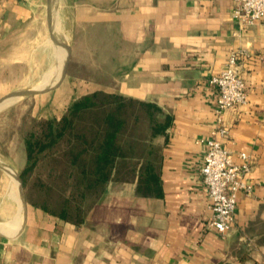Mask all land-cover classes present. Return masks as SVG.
Returning a JSON list of instances; mask_svg holds the SVG:
<instances>
[{"label":"crops","instance_id":"obj_1","mask_svg":"<svg viewBox=\"0 0 264 264\" xmlns=\"http://www.w3.org/2000/svg\"><path fill=\"white\" fill-rule=\"evenodd\" d=\"M36 1L0 0V73L20 74L0 83V101L39 78ZM234 7L235 0H56L54 24L98 35L101 72L109 73L98 88L156 102L173 117L163 191L105 194L76 225L31 204L23 215V198L0 168V264H264V21L241 30ZM43 44L54 56L50 37ZM240 52L249 104L225 113L226 146L236 163L242 153L250 157L253 190L239 196L235 226L223 236L209 228L206 146L198 140L216 126L219 91L211 79ZM10 156L0 163L24 166Z\"/></svg>","mask_w":264,"mask_h":264},{"label":"trees","instance_id":"obj_2","mask_svg":"<svg viewBox=\"0 0 264 264\" xmlns=\"http://www.w3.org/2000/svg\"><path fill=\"white\" fill-rule=\"evenodd\" d=\"M172 124L173 117L156 102L103 90L76 97L60 115L39 121L35 114L31 129L20 134L25 164L19 173L27 185L31 173L50 166L46 180L39 173V202L30 204L81 225L105 194L160 197ZM0 145V156L8 159Z\"/></svg>","mask_w":264,"mask_h":264},{"label":"rangeland","instance_id":"obj_3","mask_svg":"<svg viewBox=\"0 0 264 264\" xmlns=\"http://www.w3.org/2000/svg\"><path fill=\"white\" fill-rule=\"evenodd\" d=\"M39 5L38 9H34L36 17L39 19V26L42 25V37L39 42V53L36 60L39 62V78L31 81L25 90L34 89L38 85H45L54 82L62 71L63 60L60 58V50L58 46L56 49V56H52V51L42 52L40 45L51 39L50 23L48 18L47 0H37ZM57 10V9H56ZM60 13V12H59ZM59 34L56 36L59 40V47L64 49L67 53V63L65 70V77L60 85L52 92L42 94L39 96H30L22 99H16L10 102L7 106L0 109V113H6L0 117V143L2 147L11 148L12 163L19 166L24 164L23 153L20 150L22 143V132L30 130L33 124V116L39 113V121L42 116H49L50 114H62L67 110L71 102L79 96L88 94L97 90L106 92H116L115 89H102L98 88L101 81H105L109 77V73L101 72L100 64V43L97 34L84 35L82 29L74 32V27L69 25H60ZM47 44V43H46ZM5 47H0V52H4ZM53 48V46H52ZM9 49V48H8ZM6 49V51H9ZM54 53V51H53ZM57 58V60H56ZM25 69V66H24ZM22 71L26 73V69ZM48 69H51L47 72ZM59 70L57 77L48 82ZM24 73L22 75H24ZM16 72L12 71L10 74L0 73V83L9 85L13 83L15 76H19ZM45 75V76H44ZM47 76V77H46ZM44 80V81H43ZM43 81V83H42ZM86 85V87H84ZM20 91V90H19ZM1 146V145H0ZM14 150V151H13ZM45 167L40 168L29 175L28 184H24L27 201L39 202V173H41L44 180L47 179V168L49 164L46 163ZM15 170V169H14ZM19 173V170H16ZM14 184V181H13ZM15 193L18 196L19 190L14 185ZM58 195H55V201ZM3 226V225H0Z\"/></svg>","mask_w":264,"mask_h":264},{"label":"built area","instance_id":"obj_4","mask_svg":"<svg viewBox=\"0 0 264 264\" xmlns=\"http://www.w3.org/2000/svg\"><path fill=\"white\" fill-rule=\"evenodd\" d=\"M233 19L241 30H247L264 21V0H235ZM245 52L229 56L223 70L212 77L211 84L219 91L216 108V126L208 138L198 140L206 146L201 169L212 219L209 228L226 236L235 226L242 193L251 194L253 187L248 183L252 172V161L246 153L236 163L226 142L229 128L225 123L228 110L249 104L246 81L240 70V60Z\"/></svg>","mask_w":264,"mask_h":264},{"label":"water","instance_id":"obj_5","mask_svg":"<svg viewBox=\"0 0 264 264\" xmlns=\"http://www.w3.org/2000/svg\"><path fill=\"white\" fill-rule=\"evenodd\" d=\"M55 2H56V0H47V9H48V18H49V23H50L52 46H53L54 54L56 56V49L55 48L57 46H59V40L57 39V37L55 35V30H54V6H55ZM56 60H57V58H56ZM65 70H66V66H65L63 74H62L61 78L58 80V82L48 89L41 90V91H38L35 89L15 91V92H12L11 94L5 96L4 98L9 97V98L22 99V98H26V97H30V96H39L42 94L52 92L53 90H55L60 85V83L64 79V77L66 75ZM0 168L5 170L8 173L13 172L16 175V177L18 178V180L21 184V192H22V198H23L22 214L25 215L27 208L29 206V203L27 201V196H26L25 188H24V182H23L21 176L18 174V172L16 170H14L12 167H10L8 165L0 163Z\"/></svg>","mask_w":264,"mask_h":264},{"label":"bare ground","instance_id":"obj_6","mask_svg":"<svg viewBox=\"0 0 264 264\" xmlns=\"http://www.w3.org/2000/svg\"><path fill=\"white\" fill-rule=\"evenodd\" d=\"M54 30H55L56 33H58L60 31L59 25L56 24V21H55V24H54ZM58 48L60 50V58H62V60H63V66H62V71H61L60 75L58 76V78L54 82L50 83L51 85H49V84L38 85L37 87L34 88L35 90L41 91V90L48 89V88L52 87L54 84H56L58 82V80L61 78V76L63 74V71L65 69L66 63H67V56L68 55H67V53H66V51L64 49L60 48L59 46H58ZM58 71L59 70H57V72L55 74H53V76H51V78H48L49 79L48 82L51 81L52 79H54L55 77H57V75L59 73ZM43 81H42V83H43ZM16 99L17 98H9V97L2 99L0 101V109L5 107V106H7L10 102H12V101H14ZM10 175L12 177V180L14 181V185H16L18 190H19L18 193L21 194V196H22L21 184H20L18 178L16 177V175L13 172H10Z\"/></svg>","mask_w":264,"mask_h":264}]
</instances>
